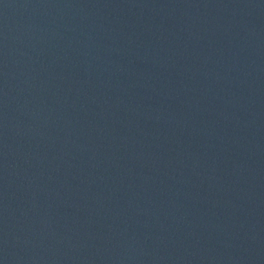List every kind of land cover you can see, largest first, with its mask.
<instances>
[{
    "label": "water",
    "instance_id": "water-1",
    "mask_svg": "<svg viewBox=\"0 0 264 264\" xmlns=\"http://www.w3.org/2000/svg\"><path fill=\"white\" fill-rule=\"evenodd\" d=\"M0 264H264V0H0Z\"/></svg>",
    "mask_w": 264,
    "mask_h": 264
}]
</instances>
